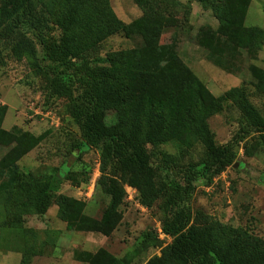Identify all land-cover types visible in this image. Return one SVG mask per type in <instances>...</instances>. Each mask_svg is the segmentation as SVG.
Masks as SVG:
<instances>
[{
    "label": "trees",
    "instance_id": "16d2710c",
    "mask_svg": "<svg viewBox=\"0 0 264 264\" xmlns=\"http://www.w3.org/2000/svg\"><path fill=\"white\" fill-rule=\"evenodd\" d=\"M196 1L210 9L218 22L215 31L205 30L197 37L211 63L220 67L228 48L256 56L264 30L244 25L252 0ZM158 3L161 6L148 5L139 19L128 24L116 16L109 0H0V56L7 51L16 62L25 58L43 91L66 101V112L79 133L74 147L80 152L84 147L99 151L100 177L107 182L108 202L100 219L93 221L85 214L83 201L57 194L59 186L49 173L36 175L18 166L26 154L18 147L30 134L19 127L2 128L7 107L0 106V144L8 148L0 159V249L20 252L19 264L51 253L58 233H42L25 223L28 216L44 215L52 203L66 230L110 235L120 219L122 185L127 174L136 170L150 190L141 197L142 203L149 206L156 198L162 199L160 231L171 237L153 258L155 264H264V241L219 222L193 227L191 209L185 206L198 176L217 175L233 163L231 150L215 143L207 123L221 112L223 99L233 102L261 145L264 115L249 102L241 86L214 96L178 58L175 42L158 44L165 18L176 15L175 7L180 5L177 0ZM121 31L136 32L144 39L146 45L138 49L144 59L138 56L139 63L132 69L118 55H112L106 66L92 64L101 44ZM140 66L142 76L134 71ZM249 68L256 90L264 92V72ZM146 84L154 85V92L143 89ZM135 89L139 93L132 103ZM110 110L116 118L105 124L99 114ZM167 141L176 146L177 153L158 162L149 147ZM195 146L201 152L191 161ZM68 173L64 172L63 180L71 182ZM39 235L46 239L38 241ZM153 239L150 231L142 233L139 247L154 246ZM72 256L84 264L132 262L129 252L116 257L103 248L74 250Z\"/></svg>",
    "mask_w": 264,
    "mask_h": 264
},
{
    "label": "rangeland",
    "instance_id": "374dc122",
    "mask_svg": "<svg viewBox=\"0 0 264 264\" xmlns=\"http://www.w3.org/2000/svg\"><path fill=\"white\" fill-rule=\"evenodd\" d=\"M177 1L180 5L175 7L176 15L165 18L158 44L175 42L174 50L178 58L214 96L241 86L249 102L264 115V92L256 90L255 78L249 68L254 66L264 72V38L253 58L245 51L228 48L218 67L209 61L207 51L197 42L201 32L217 29L218 22L213 12L203 9L196 0ZM109 4L116 16L128 24L139 19L148 5L161 6L158 0H109ZM244 25L264 30V0L250 2ZM54 33L57 34L56 31ZM144 45V39L136 32H117L101 44L100 52L92 64L106 66L112 55H118L124 57L132 69L139 63L138 56L144 59L138 52ZM7 53L2 51L0 56V106L8 107L3 126L10 129L28 128L26 132L30 134L18 147L26 151L18 160V166L36 175L49 173L57 187L62 183L71 185L74 181L78 182L73 187L79 188L82 193L89 181L94 179L92 196L85 198L84 203L89 205L88 216L93 221L99 220L108 202L104 190L106 178L100 177L99 151L84 147L80 152L74 147L78 143L79 133L66 112V101L49 97L43 91L40 79L34 76L28 61L24 58L16 62ZM134 71L142 76L144 70L140 66ZM142 88L154 92L152 84ZM138 93L139 89L131 93L132 103ZM99 117L103 123L109 124L115 120L116 112L104 111ZM207 123L214 134L215 143L228 146L231 150L233 163L217 175L206 174L195 179L193 193L185 203L192 212L190 224L201 227L207 222H219L231 228H240L249 236L264 241V145L258 142V134L249 130L238 109L228 98L223 99L221 112L209 117ZM194 148L191 161L196 160L201 152L200 146ZM149 150L158 162L166 155L177 153L176 146L170 141L154 148L149 147ZM7 151L8 148L0 144V159ZM66 170L71 173V182L63 180L62 175ZM143 181L141 171L127 174L126 182L122 185V202L117 209L120 219L110 235L69 232L65 243L70 248L69 251L64 249L62 256L71 258V245L75 243L76 250L95 252L103 248L116 257L129 252L131 264H155L153 258L159 256L160 250L170 243L171 237L159 233L162 217L159 206L162 199L156 198L149 206L142 203L141 197L150 191ZM51 209L55 210V206L52 205ZM32 217L36 216H28L26 220ZM146 231L151 232L155 245L142 249L139 242ZM40 237L38 241L46 239ZM4 252L0 249V255Z\"/></svg>",
    "mask_w": 264,
    "mask_h": 264
},
{
    "label": "crops",
    "instance_id": "0c3cea01",
    "mask_svg": "<svg viewBox=\"0 0 264 264\" xmlns=\"http://www.w3.org/2000/svg\"><path fill=\"white\" fill-rule=\"evenodd\" d=\"M8 109V107H7ZM7 112V110H6ZM5 118V116H4ZM4 121V119H3ZM16 125V124H14ZM12 127V126H11ZM2 128H4L5 130H10V127H4L3 126V122H2ZM20 128V127H19ZM22 130L24 131H28V128L24 129L21 127ZM60 187H58L57 189V194H61L67 197H71L74 198L76 200H80L84 202V197H83V193L81 192V190L77 187H73L72 185L66 184L64 185V183L59 185ZM92 196V195H91ZM54 205L55 206V210L51 209V206ZM89 205L85 206V214H87V208ZM56 212H57V207L55 204H51L50 207L48 208V210L46 211V213L42 216H36V217H32L29 218L28 220H26V227L29 228H33L34 230H37L39 232L45 233V232H57V240L55 245L52 247L51 253L48 255H42V256H34L30 262V264H84L81 263L79 261H76L73 256L70 257H66V256H62L63 254V250L64 249H68L69 251V245H67L65 243V241L68 238V233L69 232H74V231H68L66 230L65 226V222L61 221L60 219L57 218L56 216ZM75 233V232H74ZM79 233H89V232H79ZM72 237V236H70ZM65 243V244H64ZM76 247V244L73 243L71 245L72 251L71 254L73 253ZM56 249H58V251H56ZM84 251H88V252H92L89 250H84ZM64 255V254H63ZM48 256V257H46ZM21 259V253L18 251H5L4 254L0 255V264H19ZM47 259H49L47 261Z\"/></svg>",
    "mask_w": 264,
    "mask_h": 264
},
{
    "label": "built area",
    "instance_id": "2783aa9c",
    "mask_svg": "<svg viewBox=\"0 0 264 264\" xmlns=\"http://www.w3.org/2000/svg\"><path fill=\"white\" fill-rule=\"evenodd\" d=\"M94 185H95L94 179H91L88 183V186L85 188V191L83 192L84 198H89L91 196L92 191L94 189ZM128 197H130V195H128ZM159 233L162 234L160 230H159ZM163 236H165V235H163ZM166 237H168V236H166Z\"/></svg>",
    "mask_w": 264,
    "mask_h": 264
}]
</instances>
